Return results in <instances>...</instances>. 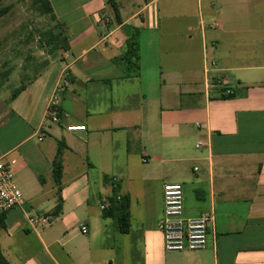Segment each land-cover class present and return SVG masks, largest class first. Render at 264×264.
Returning a JSON list of instances; mask_svg holds the SVG:
<instances>
[{
    "label": "crops",
    "instance_id": "1",
    "mask_svg": "<svg viewBox=\"0 0 264 264\" xmlns=\"http://www.w3.org/2000/svg\"><path fill=\"white\" fill-rule=\"evenodd\" d=\"M49 1L70 49L32 59L25 90L0 100V160L26 200L0 214L6 263L119 264L109 234H134L138 264H264V0ZM128 28L139 67L125 60ZM167 184L183 186L186 218L214 214L207 249L165 250ZM125 199L122 234L104 214Z\"/></svg>",
    "mask_w": 264,
    "mask_h": 264
},
{
    "label": "rangeland",
    "instance_id": "2",
    "mask_svg": "<svg viewBox=\"0 0 264 264\" xmlns=\"http://www.w3.org/2000/svg\"><path fill=\"white\" fill-rule=\"evenodd\" d=\"M9 6L12 7L10 12L0 19V100L6 104L20 86L19 78L24 66L29 65L32 59L40 62L47 58L50 48L47 47L46 40L52 31H58L53 30L56 23L37 12L33 0H1L0 10ZM142 222V218L135 216L132 225L138 228ZM133 236L135 235H119L116 238L114 234H109V244L122 245L119 264L131 263L128 252L135 241ZM138 247L135 241V264H138Z\"/></svg>",
    "mask_w": 264,
    "mask_h": 264
},
{
    "label": "built area",
    "instance_id": "3",
    "mask_svg": "<svg viewBox=\"0 0 264 264\" xmlns=\"http://www.w3.org/2000/svg\"><path fill=\"white\" fill-rule=\"evenodd\" d=\"M217 27L214 25L213 28ZM207 73H209L207 71ZM226 95L232 92L227 90ZM56 106V102L53 103ZM50 117L58 122L57 113H51ZM70 132L86 131V127H69ZM43 139V138H42ZM40 139V141H42ZM202 143L199 144V147ZM10 163L0 160V214H5L16 209H22L26 200L19 189L13 166ZM108 205H103L106 210ZM214 214L206 213L198 218H186L184 216V191L180 184H167L164 187V210L158 230L163 236L164 248L170 253L199 252L207 249L209 244L210 229L214 224ZM45 218L30 217L28 224L34 229L37 225L47 224ZM82 233L87 234L86 226H83Z\"/></svg>",
    "mask_w": 264,
    "mask_h": 264
},
{
    "label": "trees",
    "instance_id": "4",
    "mask_svg": "<svg viewBox=\"0 0 264 264\" xmlns=\"http://www.w3.org/2000/svg\"><path fill=\"white\" fill-rule=\"evenodd\" d=\"M1 3V0H0ZM114 5V3L112 2ZM33 6L37 9V12L40 13L41 16L49 17L51 21L56 23V26L53 28V30H58L57 32H51L49 34L48 39L46 40L47 47L50 48L49 53L50 55L57 53L59 51L67 52L69 51V39L68 36L65 35V29L58 23V20L55 16L54 10L52 8V5L49 0H33ZM12 9L11 6L6 7L2 10H0V19L8 14L10 10ZM116 21L121 25L122 20L118 14V9L116 8ZM129 32V44H128V51L125 55V60L133 64L135 67H139V45L135 38H138V30L133 28H128ZM132 38V39H131ZM29 66V65H27ZM25 68V72H26ZM25 90L24 86L20 89H17L15 92H13L10 100L13 101ZM233 96H221V99H231ZM10 101V102H11ZM62 174H63V164H62V158H61V152L58 153L54 163H53V178L57 183H60L62 180ZM109 212H106L104 214V217H109L116 214V221L118 223V227L120 230V233L127 234L130 229V213H129V202L128 200H121V201H114L112 203V207L110 208ZM61 212V204L56 208L55 214H59ZM0 264H7L1 251L0 247Z\"/></svg>",
    "mask_w": 264,
    "mask_h": 264
}]
</instances>
